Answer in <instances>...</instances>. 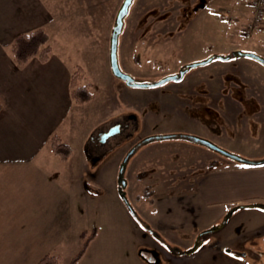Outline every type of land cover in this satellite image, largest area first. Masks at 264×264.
Segmentation results:
<instances>
[{
	"label": "rangeland",
	"instance_id": "obj_1",
	"mask_svg": "<svg viewBox=\"0 0 264 264\" xmlns=\"http://www.w3.org/2000/svg\"><path fill=\"white\" fill-rule=\"evenodd\" d=\"M75 2L80 4L79 8L78 5L75 6ZM121 2L122 0H58V7L62 11L63 5L65 13L60 14L63 18H60L58 23L56 19L59 18H52L47 23L48 28L45 29L49 39L46 43L48 47L45 51L46 58L63 55L75 62L73 56H78L79 61L90 63L86 76L77 67L78 70L73 72L76 75L73 76L71 86L74 89L82 87L91 91L92 96L88 99V101L92 99L90 106L88 108L81 106L84 110L81 108L80 110L81 113L87 111L92 121L98 120L97 124L101 123L105 120V112L109 111L110 114L120 106L123 109L113 114L115 117L112 119L138 115L143 120L144 126L135 134L133 140L126 141L120 146L116 147L117 140L111 137L106 144L100 145L101 151L105 152L93 163L86 162L81 142L71 141L72 136L69 133L61 134L66 142L71 143L70 154L73 153L75 157H79L78 162L84 166L85 170L94 171V177H91L92 174L89 172L82 178L91 191L96 190L101 193L92 196L90 202L84 198L82 188V193L76 190V182L72 178L68 184L64 181L70 188V192H64L65 202L58 210H44L37 206L26 207V198L32 196L31 199H33V196L42 189L39 178L34 176L32 171H25L22 177L16 179L21 185L17 187L16 195L12 196L11 193H7L9 192L8 176H1L0 264H39L46 253L58 256L59 264H68L85 240V234L82 235L84 230L88 234L92 231L95 233L78 264H134V258L130 254L132 250L146 249L145 246H157L143 223H146L145 217H153L150 212L153 201L149 202L152 194L153 199L158 200L165 192H182L185 190V185H191L193 189L198 179L193 176L198 174L199 166L204 164L210 166L222 162L242 165L202 145L187 146L188 144L184 143L188 142L180 138L179 134L196 136L199 133L205 134L206 137L198 136L209 141L211 139L207 136L216 138L215 140L218 141L215 142L221 140L225 144L234 145L244 151L238 153L218 145L221 148L248 160H260L249 154L250 150L252 152L264 150V113H256L260 110V105L253 97L247 95L244 84L236 75L233 66L240 64L241 60L214 61L225 65L219 72L221 82H216L217 87H221L220 90L223 92L228 91V88L232 90V97L239 100L238 104L230 97L218 99L216 96V93L220 91L218 89L212 93V98L206 99L202 96L204 85L200 83L195 86V91H191L183 82L174 81H168L161 86L143 88L127 86L114 77L109 65V37ZM247 3L250 7V0H132L118 37L117 56L120 68L137 81L154 82L177 72L186 61L202 60L201 54L206 50L222 47L227 50L238 47L235 49L251 51L250 49L257 48L264 40V36H260L264 23L258 32L249 36L244 33L243 26H246L252 17L251 7L248 8ZM68 7L72 8L66 10ZM85 8V16L77 19L76 16H80L76 15L78 10L82 12ZM53 10L56 12L55 9ZM27 24L26 22L25 25L28 26ZM71 30L74 31L71 32ZM29 31L23 30L14 35L17 36V51L22 48L26 39L24 34ZM75 36L84 40L86 38L85 42H88L77 55L73 50L74 46H71L73 41L69 38ZM9 43L13 47V37ZM11 49L6 47L3 50L10 55L16 66L20 67L28 62L15 59V52L13 48ZM229 53L231 51L225 54ZM33 58L42 59L40 54H36ZM102 59L108 72H105L106 76L99 80L98 84H94L90 81L92 78L89 71H93L96 65L99 67ZM249 61L257 64L260 69L264 67L255 60ZM197 67L191 68L188 74ZM72 68H76L75 63ZM230 82L238 86L234 87ZM28 85L33 90L29 94L37 95L41 92L38 86L36 87V82L31 81ZM1 92L0 103L3 104L6 101V94ZM225 104L229 108L225 107ZM119 114H122L121 117ZM188 115H192L191 118ZM72 119V114H65V122L71 123ZM107 125L104 123L102 130H105ZM142 129L143 135L152 133L150 130H154L157 132L155 135L176 134L177 140L176 138H160L147 141L141 146L143 148L131 153L124 163L128 144L143 136ZM96 131L99 132V130ZM96 131L94 135L97 134ZM167 142L170 143L167 144ZM113 144L116 148L108 151ZM195 145L196 148H191ZM19 148L11 147L10 152H22ZM30 150L33 151V148ZM40 154H43V150L39 153V156H42ZM187 156L190 161L186 159ZM113 160H119L120 165L123 166L121 179L125 185L121 187L122 194L139 219L137 221L132 216L136 220L135 226L128 210L125 212L124 206L119 205L116 195L109 191L115 188L114 183L118 172L113 167ZM161 167L165 169L166 177L163 179L156 173ZM164 184H168L167 187ZM144 192L148 196H144ZM69 198H72L70 200L72 202L67 201ZM223 217L216 223H221ZM202 228H194L190 232L186 229L187 233L178 228H167L159 232L171 245L186 247L191 244L194 235ZM261 230H264V209L246 207L234 210L228 216L222 230L216 234L223 238L229 233L231 234L229 237L234 236L237 239L236 244L234 242L231 245L241 247L242 241L245 240L244 245L248 247L251 243L256 242L259 245L263 243L262 234L255 232ZM208 240L212 242V238ZM159 259L160 264H169L162 257ZM187 263L238 264L224 254L208 249L188 257Z\"/></svg>",
	"mask_w": 264,
	"mask_h": 264
},
{
	"label": "crops",
	"instance_id": "obj_2",
	"mask_svg": "<svg viewBox=\"0 0 264 264\" xmlns=\"http://www.w3.org/2000/svg\"><path fill=\"white\" fill-rule=\"evenodd\" d=\"M76 2L75 6L78 5L79 8L80 4H76ZM247 7L250 8L248 3ZM61 8L62 11L58 7V0H0V91L4 95L6 94V101L1 104L0 109V177L8 176L7 186L9 192L7 193H11L14 196L16 195L17 187L21 185L19 180L16 179L22 177L25 171H32V174L39 178L42 189L37 195L33 196V199H31L32 196L27 197L25 204L26 207L32 208L37 206L44 210H58L61 208L60 205L65 202L63 198L64 192H70V188L65 183H70L72 178L75 179L76 190L78 189L80 193L83 190L82 194H84V198L89 202L92 196L99 195L100 193L96 190L91 191L82 179L89 172L92 174L91 177H94V171L85 170L83 168L84 166L78 162L79 157H75L73 153L66 159H61L58 155L54 154L50 149V137L56 135L63 143L70 145L71 143L66 142L61 134H71V141L82 143L84 149L83 156L86 158V162H89L86 154L87 146L91 142V136L94 135L96 130L102 131L101 127L104 123L105 125L108 124L107 127L113 125L117 120L116 118L112 119L115 117L113 114L116 112L119 113L123 109V107L119 106L118 108L115 107L116 109L110 114L109 111L105 112V120L98 124V120L94 122L90 119V114L87 111L82 112L83 114L81 113V106L88 108L92 99L84 101L81 104L75 102L71 96V81L73 75H76L73 72L78 67L84 72L83 74L88 73L86 70L90 66V63L86 61L80 60V63L78 56H73L75 62L68 60L63 55L59 57L53 55L52 57L50 56L40 60L31 58L24 65L18 67L13 63L10 55L4 52L3 49L6 47H10L11 49L9 42L17 32L32 30L37 27L47 29V23L52 18H59L56 19L58 23V20L63 18L60 17V14L65 13L63 5ZM69 8L72 7H68L66 10ZM86 8L82 12L78 10L76 15L80 16H76L77 19L85 16ZM58 9L59 13H57ZM237 11L239 12V10ZM26 22L28 26L25 25ZM73 31L71 30V32ZM260 36H264V29L261 31ZM69 38L73 41L71 46H74L73 50L76 53L75 55L87 46L88 42H85L86 38L85 40L79 36ZM261 42L257 48L255 47L250 50L264 56V40ZM235 48L238 47H231L227 50L225 47L206 50L201 55L204 58L211 54H225L227 51L234 50ZM3 55L4 57H2ZM234 60H241L240 64L233 67L235 68L238 79L244 84L247 95L253 97L260 105V110L256 113H264V67L260 69L257 64L249 61L253 59H249L248 57H238ZM103 61L104 59L100 60L99 67L96 65L97 69L95 68L93 71H89V75L92 78L91 80L89 78V80L94 84H98V81L106 76L105 72H108L102 63ZM214 61L202 67H197L182 81L191 91H195L193 85L203 84L205 92L203 91L202 96L206 99L207 97L212 98V93L221 88L217 87L216 82H221L219 72L225 65L224 63H216ZM74 63L76 66L75 69L72 68ZM31 81L36 82V87L38 86L41 91L37 95L29 94L33 91L28 85ZM230 84L234 87L238 86L234 82H230ZM231 93L232 90L228 88L226 92L222 90L218 91L216 96L218 99L230 97L236 104L240 103L238 99L232 97ZM4 105L6 106L4 107ZM226 106L229 108L225 104ZM84 108L81 109L84 110ZM65 114L73 115L71 123L65 122ZM121 115L119 114V117ZM188 116L191 118L192 115ZM150 131L154 134L157 133L154 130ZM141 134L143 135V129ZM197 135L203 134L199 133ZM203 136L206 137L205 134ZM207 137L211 141H218L215 140L216 138ZM215 143L228 149H233V151L238 153L244 151L239 150L234 145L230 146L229 144H225L221 140ZM184 144H188L187 146H190L189 144L194 145L189 142ZM14 146L20 147L19 150L22 152H10L11 147ZM31 148H33V151L30 150ZM191 148H196V145ZM42 150L43 154L39 156ZM249 155L261 159L264 158V150H255L254 152L250 150ZM186 159L190 161L188 156ZM113 161V167L118 171L120 161ZM202 166H199L200 171L198 174L193 176L198 178L193 189L191 185H185V190L182 192H165L158 200H154L153 194L151 195L153 208L151 207L150 212L153 217L147 216L145 217V221L152 229L164 231L167 228H178L179 230H185V232L188 229L187 232H190L194 228L207 227L216 223L234 205L252 202L264 203V165L245 166L217 162L210 166L204 164L203 168ZM164 172V167L158 168L156 171L162 179L166 177ZM9 178L13 180L10 181ZM114 184L115 188L113 187L109 191L116 195L119 205L121 207L124 206L123 209L125 208L124 210L126 212L127 209L117 190V177ZM164 185L167 187L168 184ZM12 187H14L13 190H11ZM70 200L72 198H69L67 201L72 202ZM129 216L135 226L136 220L131 214ZM226 235L228 236L223 237V239L229 241H223L224 243L230 242L231 238L234 237H229L231 235L229 233ZM130 254L134 258V264H149L141 256L139 249L132 250ZM170 260L171 262L169 264H185L183 260L174 258Z\"/></svg>",
	"mask_w": 264,
	"mask_h": 264
},
{
	"label": "flooded vegetation",
	"instance_id": "obj_3",
	"mask_svg": "<svg viewBox=\"0 0 264 264\" xmlns=\"http://www.w3.org/2000/svg\"><path fill=\"white\" fill-rule=\"evenodd\" d=\"M234 50H237V49H234ZM211 55H219V54H211ZM208 56H210V55H208ZM207 57H204L203 59H205ZM236 58H238V57H236ZM236 58H231V59H236ZM231 59H228V60H231ZM214 60H222V59L215 58V59H212L210 62H212ZM199 61H201V60H199ZM223 61H227V60H223ZM191 62H196V61H191ZM210 62H208V63H210ZM187 63H190V62L186 61L182 66H180L178 68V71H179V69L181 67H183ZM208 63H206V64H208ZM203 65H205V64H203ZM198 66H202V65H198ZM195 67H197V66H195ZM191 68H194V67H191ZM191 68H189L184 73V75L182 76L181 79H179V80H170V81H174V82H178V83L182 82L183 79L185 78V76L191 70ZM177 72H174L172 74H176ZM195 86H197V85H193V88H195ZM114 125H117L119 127V130L116 133H114V134L108 136L107 138H105L104 141H101V135L103 133H105L106 131H108V129L113 127ZM142 125H143V120L140 119V117H138V115H136V116L135 115H130V116H128V118H124V119L119 118V119H117L113 125L107 127L105 130L97 132L96 135H92L91 139H90L91 142L87 146V151H88L87 152V157L89 158V161L91 163H93L96 160V158H99L103 154V152H105V151H101V148H99V147H100V145L106 144L107 141L111 137L114 138L115 140H117L116 144H118V145H116V147L120 146V145L126 143V141L130 142L131 140H133L135 134L138 133V131H139V129H141ZM171 135L172 136L170 138H172V139L176 138L175 140H177V135L176 134H171ZM116 136H117V138H116ZM148 136H155V134L154 133H149L147 135H143L142 137H138L137 139H135L128 146V148L126 150V154H128L129 151H131V150H132L131 153L139 150L141 148V146H143V144L145 142H147V141L155 140V138H152L150 140H145V138L148 137ZM199 137H202V136H199ZM186 142H189V141H186ZM189 143H191V142H189ZM192 144H196V143H192ZM116 147L114 146V144L110 145V148H108V151L110 149L112 150V148H116ZM128 156H127V158H128ZM120 166L121 165H119V167ZM118 170H119V168H118ZM117 178H118V172H117ZM119 185L122 187L121 181L118 182V180H117V190H118V186ZM143 223L146 225V227L149 226L147 223H145V222H143ZM216 224L217 223H214V224H211V225H209L207 227H204V228L200 229L194 235L193 239L191 240V244L186 246V247H180L178 245H176V246L171 245L165 239V237L163 235H161V233L159 231H157V230L155 231L154 229L153 230L151 229V231H149V229L146 228L147 231L149 232L152 240L156 243L157 246H153V247L145 246L146 249H140L139 253L145 259V261L147 263H149V264H160L159 263V260H160L159 258L160 257H162L165 260V262H167V263L171 262V260H170L171 258H174V259L181 260V261L183 260V261L186 262L185 264H188L187 263V258L188 257H191L192 255L201 253V252L205 251L206 249H208L209 251H214L215 253L224 254L228 258H230L232 260H235L236 263H238V264H264V239H263V243L260 244V245L255 242V243H251L248 247H246L244 245V241L245 240H243L242 241L243 244L241 243L242 244L241 247L240 246L235 247V245H231L234 242L236 244V242H237L236 240L237 239H235V237L231 238L230 242L224 243L223 240H222L223 238H221V236H218L216 234L220 230H222L223 226H221L220 228H218V229H216V230H214L212 232L204 233L202 235L199 234L204 229H207V228H209V227H211L213 225H216ZM219 224H217V225H219ZM263 231L264 230L255 231V232L256 233L260 232V234H262V237L264 238V232ZM208 238L209 239L212 238V242H209V240L207 241ZM195 242L199 243L197 248H196V250L191 252L190 254H184L183 251L191 249L193 247V245L195 244ZM159 247H161L162 249L159 248ZM242 248H244V249H242ZM211 258L213 259L214 257H211ZM207 264H212V263H207Z\"/></svg>",
	"mask_w": 264,
	"mask_h": 264
},
{
	"label": "water",
	"instance_id": "obj_4",
	"mask_svg": "<svg viewBox=\"0 0 264 264\" xmlns=\"http://www.w3.org/2000/svg\"><path fill=\"white\" fill-rule=\"evenodd\" d=\"M132 0H122L120 7L118 8L115 18H114V23L112 25L111 28V32H110V37H109V53H108V57H109V65H110V69L112 74L122 80L127 86H131V87H143V88H149V87H156V86H160L170 80H179L182 78V76L184 75V73L191 67H195L198 65H203L206 64L208 62H210L212 59L218 58V59H222V60H228L231 58H236V57H248L251 59L256 60L257 62L261 63L264 66V56L255 53V52H251V51H243L241 49H237V50H232L231 53L226 54V55H210L207 58L201 60V61H196V62H190L185 64L183 67H181L179 69V71L176 74H171V75H167L165 77H162L161 79L154 81V82H140L135 80L129 73L124 72L118 63V56H117V46H118V37L122 31L123 28V22H124V17L126 16L129 6L131 5ZM119 130V127L117 125H114L113 127L109 128L108 131H106L105 133H103L101 135V141H104L105 138H107L108 136L116 133ZM172 135L171 134H166V135H155V136H148L145 138V140H150L152 138L155 139H160V138H170ZM180 138L189 141L191 143H196L199 145H202L210 150H213L219 154H222L225 157H228L232 160L238 161L242 164H247V165H261L264 164V158L260 159V160H248L246 158L241 157L238 154L229 152L223 148H221L220 146H218L217 144H215L214 142H211L203 137H199L196 135H191V134H179L178 135ZM132 152V150L127 154V156ZM127 160H124V162ZM123 172V166L119 167L118 170V182L121 181V185H124L125 182L121 179V174ZM118 192L119 195L121 196V198L123 199V202L125 203L128 211L132 214L135 215V211L133 209V207L129 204V202L127 200H125L123 194H122V188L119 185L118 186ZM246 207H256V208H262L264 209V203L262 202H252V203H242V204H237L232 206L227 213L225 214V216L222 219V222L219 225H213L207 229H204L203 231H201L199 234L202 235L204 233H208V232H212L218 228H220L221 226H223L228 218V216L236 209L239 208H246ZM149 231H151V229H149ZM198 242H195V244L193 245V247L189 250H185L183 251L184 254H190L191 252L195 251L197 246H198Z\"/></svg>",
	"mask_w": 264,
	"mask_h": 264
},
{
	"label": "trees",
	"instance_id": "obj_5",
	"mask_svg": "<svg viewBox=\"0 0 264 264\" xmlns=\"http://www.w3.org/2000/svg\"><path fill=\"white\" fill-rule=\"evenodd\" d=\"M24 35L26 36L25 43L23 44L22 48L18 51H17V45H16L17 36L16 37L14 36L13 38V44H12L13 47L11 46V48H13L15 52L14 58L18 59L19 61L21 60L22 62H24V60L25 62L30 60L36 54H40L42 59L46 58L45 51L48 49L46 43H47V40L49 39L48 33L46 32V30L41 27H37V28L30 30L29 32H26ZM39 51L41 53H39ZM73 80H74V77H72V81ZM71 96L75 100V102L80 103V102L88 100L92 96V93L89 89L82 88V87H77L74 89L71 86ZM0 109H1V103H0ZM49 142H50L51 151L54 154L58 155L61 159H66V157L69 156L71 152V146L67 143H63L59 139L58 136L52 135L49 139ZM243 165L258 166V165H247V164H243ZM150 193H151V189H150ZM144 196H148V194L144 192ZM149 202L150 203L152 202L151 198H149ZM94 233H95L94 231L90 232L89 234L86 233L85 230L82 231V235L85 234V240L81 248L74 254V256L70 259L68 264H78L79 263L81 257L84 254V251H85V248L88 242L94 237ZM39 264H59V258L58 256H55L53 254L46 253L40 259Z\"/></svg>",
	"mask_w": 264,
	"mask_h": 264
},
{
	"label": "built area",
	"instance_id": "obj_6",
	"mask_svg": "<svg viewBox=\"0 0 264 264\" xmlns=\"http://www.w3.org/2000/svg\"><path fill=\"white\" fill-rule=\"evenodd\" d=\"M251 14L250 21L244 26V33L249 36L258 32L264 22V0H250Z\"/></svg>",
	"mask_w": 264,
	"mask_h": 264
}]
</instances>
